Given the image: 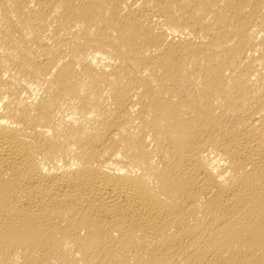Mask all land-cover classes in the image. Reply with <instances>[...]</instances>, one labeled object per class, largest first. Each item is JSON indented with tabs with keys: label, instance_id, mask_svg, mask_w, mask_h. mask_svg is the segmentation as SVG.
I'll return each instance as SVG.
<instances>
[{
	"label": "bare ground",
	"instance_id": "bare-ground-1",
	"mask_svg": "<svg viewBox=\"0 0 264 264\" xmlns=\"http://www.w3.org/2000/svg\"><path fill=\"white\" fill-rule=\"evenodd\" d=\"M0 264H264V0H0Z\"/></svg>",
	"mask_w": 264,
	"mask_h": 264
}]
</instances>
